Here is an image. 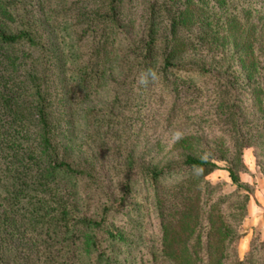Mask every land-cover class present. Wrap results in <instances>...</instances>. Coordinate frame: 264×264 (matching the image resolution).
<instances>
[{"label":"trees","instance_id":"trees-1","mask_svg":"<svg viewBox=\"0 0 264 264\" xmlns=\"http://www.w3.org/2000/svg\"><path fill=\"white\" fill-rule=\"evenodd\" d=\"M77 1L0 0V264H264L258 236L237 254L254 194L239 176L244 148L264 177V0ZM176 78L213 110L196 140L154 160L132 148L129 120L151 126L180 101ZM94 86L107 100L78 111L90 129L81 153L76 103ZM105 123L121 134L100 132ZM221 123L229 132L215 143ZM219 162L232 191L207 178Z\"/></svg>","mask_w":264,"mask_h":264},{"label":"rangeland","instance_id":"rangeland-1","mask_svg":"<svg viewBox=\"0 0 264 264\" xmlns=\"http://www.w3.org/2000/svg\"><path fill=\"white\" fill-rule=\"evenodd\" d=\"M124 1V7H126L127 4L130 7L133 3L131 2V0H122V2ZM84 2L85 0H79L76 2V5L80 4L82 6ZM77 9L78 8L75 6V11ZM53 19H49V24L53 26V29H55L56 32H58V34H56V43L59 47L60 60H62L61 62L65 64L64 68H68L70 67V64H73L69 62V58L71 59V50L67 45V43L69 44V40L66 39L65 41L63 35L59 33V29L63 27V21L61 19L57 20L55 17ZM85 19L86 17L81 16L78 19V22H82ZM21 51L22 49L20 47L12 48L11 53H14L15 55H21ZM64 74L67 78H69L67 79L68 83L71 82L73 84V80L70 77L69 73L66 71ZM174 81L176 82L174 95L176 97V95H179L180 93L182 97L180 101H177L175 103L173 102L168 105L166 104L164 106H161L160 108H157V114L154 119L155 121L151 126H149V123H147V121H145V124L142 125L141 123H137L136 121H134L135 117L129 120L128 131L130 142H132V148L135 152H139L142 149H147L145 156H152L154 160H156L157 158L159 160H165L167 158L166 156L169 155L177 156L179 153L178 151H181V147L178 145L179 143H182L181 139L187 138L190 140L199 137L200 129H202L205 123V121L203 120V118L205 117H203L204 113L211 112L213 110L211 102H208L205 106L203 105V101L200 96V87L199 91L197 89L198 87L195 85H193L195 87H190L189 89L186 87V90L184 91V88L182 87L184 84L186 86L184 80L176 78ZM178 90H181V92H178ZM82 98H84V101L86 102H81L80 100H78L76 103V113L74 114V134H72L71 138H73V140L78 144V147L75 150H79V152L84 153L83 151L87 149V136L90 132V129L81 126L80 121L83 122V120L81 119V115L78 114V111L82 108L83 103L86 107H92V109L98 108L101 103L106 102L107 96L103 89H98L97 86H94L91 90V93L83 95ZM174 99L175 98L173 97V100ZM142 101L143 100H140L141 103ZM72 110H75V107H72ZM116 112L119 113L118 115L121 114V111H119L117 108H115L114 113ZM99 114L100 113L90 116L88 118L89 122L92 123L96 117H100ZM139 114L141 117H145L146 119L152 118V114L149 111L144 113V111L140 110L136 116H138ZM208 117L209 116L206 117L207 120ZM215 124L217 125V122H215ZM225 125L226 124L223 123L219 124L220 128L218 126H214L213 131L216 132L215 143H219L223 140V137L221 135L228 134V128H225L228 130L224 131V133H222L221 131L224 130L223 128L225 127ZM100 128H102L100 129V132H102L103 130L104 132L108 133V135L113 133L121 134L122 132L120 126H107L106 123L105 126H100ZM113 129L117 130L115 131ZM70 133L71 131L67 129L66 136L68 137ZM69 141L70 140L68 139L67 142ZM176 156L173 157L178 158ZM242 158L246 166V171L240 172L239 176L243 182L251 184L253 186L254 194L250 196L248 200L246 216L239 226V232L242 235L238 241L237 254L240 258H243L248 252L254 237L258 236L260 240H264V177L255 163L252 149L244 148ZM218 165L219 169L209 174L207 178L212 183H224V190L226 192L234 190L235 187L231 184L228 173L224 169V163L219 162ZM179 179V175L165 176L164 179L161 180V184L166 185L174 183ZM138 188H140V186H138ZM140 195L142 197V194ZM129 216L131 215L128 214V217ZM149 234H144V240H149ZM138 251L139 248H135L136 258L140 255L138 254Z\"/></svg>","mask_w":264,"mask_h":264}]
</instances>
